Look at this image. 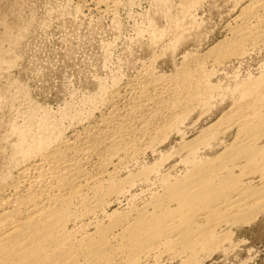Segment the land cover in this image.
<instances>
[{"label":"rangeland","instance_id":"obj_1","mask_svg":"<svg viewBox=\"0 0 264 264\" xmlns=\"http://www.w3.org/2000/svg\"><path fill=\"white\" fill-rule=\"evenodd\" d=\"M170 1L166 0L167 7L161 0H107L102 4L97 0H0V198L9 195L10 184L21 180L23 173L33 174L30 169L40 158L37 149L41 142L51 144L50 151L71 144L77 132H85L90 126V130L99 126L113 131L120 123L125 141L136 138L140 154L111 169L113 184L121 189L119 195H106L105 199L103 193L96 196L90 192L95 197L93 201L90 197V216L81 221L89 225L88 233L95 234L97 226L108 225L118 214L131 217L144 207L151 209L154 199L163 195L162 177H171L170 181L185 177L192 169L187 144L194 143L200 157L214 158L234 142L237 128L229 126L233 113L246 111L242 103L252 101L256 94L249 91V95H243L242 88L264 74V15L259 17L261 20L251 19L250 27L243 29L244 21L239 18L255 0H199L188 10H182L187 0ZM233 29L254 35L244 45L226 43ZM223 42L226 44L218 46ZM188 68H192L190 73ZM258 106L256 109L264 113V107ZM172 111H179L177 124ZM114 113L124 116L123 120L103 124ZM167 123L174 125L173 133L166 130L169 135H156L154 128ZM144 124L149 126L142 129ZM211 124L214 136L199 139L202 130ZM141 138L146 141L139 142ZM259 140L264 144V132ZM90 159V174H95L101 156L93 153ZM235 170L240 174V169ZM246 170L241 179L259 185V176H252L249 167ZM162 208H170L176 217L188 215L187 209H177L174 202ZM8 210L0 209V214ZM222 210H214L210 224L215 225V239L221 244L214 249L207 247V251L198 247L199 254L198 250L192 253L198 254L193 256L195 264H264V211L246 224L232 222ZM201 212L206 210L196 209L192 220L206 225ZM218 214L225 215L224 219ZM176 219L173 217L175 223H180L181 217ZM70 228L79 229V224L72 222ZM171 238L175 239L172 247L160 244L150 251L148 264H182V257L192 255L183 250L178 235Z\"/></svg>","mask_w":264,"mask_h":264},{"label":"bare ground","instance_id":"obj_2","mask_svg":"<svg viewBox=\"0 0 264 264\" xmlns=\"http://www.w3.org/2000/svg\"><path fill=\"white\" fill-rule=\"evenodd\" d=\"M97 1L98 4L107 2V0L106 1L97 0ZM161 1L164 4L162 6L168 7V3L166 2V0H161ZM198 2L199 0H187L185 5L184 4L182 5V10H188V8H192L193 6L197 5ZM262 15H264V0H255L253 3L249 4V6L244 10V12L241 14V17L239 18L244 21L243 29L250 27V22L248 21H252L253 18L262 17ZM256 33L258 34L259 32ZM252 35L254 34L245 35V33L241 29H233L232 36L230 38L231 40H228L226 43L231 44L232 42H239L244 45L249 40V37H251ZM226 43L223 42L218 46L221 45L222 47V45ZM247 46L248 44L245 45V47ZM229 47L230 46H228L227 50H230ZM221 49L219 51H221ZM240 49L243 50L242 48ZM233 50L234 51L236 50V53H238L237 51L238 49L234 48ZM233 50H231V52H233ZM224 51L226 50L224 49ZM216 54H219V52ZM222 54H224V52ZM191 69L192 68H190L188 72ZM260 76H258V79H254V80L252 79V82L249 81L251 83L248 86L242 88L241 92L243 93V95L244 94L249 95L248 94L249 91H253L254 93H256L253 94L254 98H252V95H250L252 101L249 100L247 102L246 100L247 103L245 104L242 103V109L243 106H245L246 111L234 112L233 113L234 119L232 121L228 119V121H230L229 126H232V128L233 127L237 128L236 130L237 136L236 138H234L233 143L227 146L223 152H221L218 156L216 155L214 158H204L202 155L200 157L199 155H197L196 148L194 150L195 147L193 145L194 143H189L187 145L185 144L186 147H189L190 153L189 152L188 153L191 157L190 159L187 158L189 161L188 164H190V166L192 165L191 166L192 169H188L189 170L188 174H186V176L184 175L185 177H183L182 179L180 180L177 179L174 181H170L171 177H162L163 179L161 178L162 180L161 179L159 180L163 182L162 185L163 186L162 190L164 191L162 192L163 195L161 196L159 194L161 197L156 200L154 199V201L149 205L151 209H147L146 207H144L138 212L136 211L135 215L133 216L131 215V217L130 216L127 217L123 215L119 217V214L117 213L118 217L115 218L114 216L115 219L111 220V223H109L108 225L97 226L98 230L97 232L95 231L96 232L95 234L88 233L87 228L89 225L82 222L83 221L82 219L90 216V211H91L90 205H92L90 204V201L91 200L93 201L95 199V197L93 198V196H90V192H92V194L94 193V195L96 196L98 195L101 196L103 193L105 199H106V195L112 196V194L114 195L116 193H118L119 195V190L121 189H119L116 186L117 184L116 185L115 183L113 184L112 178H114L115 176L114 177L111 176L112 175L111 169L113 167L115 168L117 166L119 167L120 165H122L124 160L128 161L133 159V157H135L134 154L136 155L137 153L140 152V150L137 147L138 142L136 141V138H134V140L131 141L129 140L128 142H126L123 137L124 131L122 127H120L121 124L119 123L117 124L119 125L118 126L119 128L116 127L114 130L111 128L113 131H108L107 129L105 130V128L100 129L99 126L94 127L95 125L93 126L94 128L90 130L91 127L90 126L85 130V132L82 133L77 132L75 135V139L71 144L67 143L64 144L62 148H60L61 147L60 146L59 148H55L54 150H50V151L48 150V148H50L48 146L49 143H47L46 145L45 144L46 142L45 143L44 141L41 142L44 144H42L41 146L40 143V147L38 145L40 149L38 147H37L38 149L36 148L38 151H40V153L38 152L39 153L38 156L40 158L38 162L34 163V165L31 166L30 169V171H32L33 174L28 175L27 170L29 169H27L26 170L27 172L22 174L20 178L21 180L10 184L9 195L0 198V209H5V208L9 209L7 213H4L2 215L0 214V264H148L149 258L151 256L150 251L152 249L160 246V244L162 245L165 244V246L167 244L168 246L169 244H171L170 247L173 246L174 244L173 242H175L173 240L175 239L171 240L173 238V237L171 238V236L174 234L179 236L180 238L179 242H181L179 244H183L184 247L183 250L184 249L188 250L189 252H191V254L194 253L196 250H198L197 249L198 247H200L201 249L203 247L204 250H206V248L207 247L209 248L210 246L213 249L214 247H217L216 245L220 243V240L215 239L217 236L214 230L215 225L213 224H212L213 226L210 225L213 219V217L211 216L212 213H214V210L225 209L227 212L224 213L225 212L224 210L222 214H225L226 217L228 218L231 216L230 219L232 220V222L234 221L235 223L242 222L247 224L252 222L254 219H256V217L259 214H261V212L264 211V144H259L260 134L264 132V113L258 111L255 107L260 104L262 105V108L264 107L263 106L264 74L262 73V76L261 77ZM169 87L171 88V86ZM169 87L167 86L166 88ZM181 88H183L182 85L179 89L181 90ZM193 92L195 93L194 90ZM201 93L202 92L200 91V94ZM201 95L204 96V94ZM191 98L189 99L190 103L193 102L191 101L192 100ZM203 98L205 99V96ZM244 99H242L241 97V100ZM183 101H185V99ZM170 103L167 104L169 105ZM174 103L175 102H173V104ZM250 107L252 108L255 107V109L253 108L254 109L253 110ZM235 110L238 111V109ZM186 111L183 112L185 116H186L185 113L188 112ZM173 112L174 111H172V115H173L172 119L174 118L177 124L178 121L177 119L180 118V115L178 116L179 111L176 112L177 114ZM228 116L231 117L230 114ZM123 117H121L119 114L115 115L114 113V116L112 117L110 116L109 118L110 120L108 119L109 122L105 118L107 121L104 119L103 124L105 123L109 124L110 121L114 123L113 122L114 120L122 121ZM182 117L183 115L181 116V118ZM225 118L226 117H224V119ZM224 119L223 121L225 122ZM145 120L146 119H144L143 121ZM170 123L169 124L167 123L168 124L167 126L165 125L163 126L160 124L159 126L156 125L157 127L154 128L156 135L159 133L160 135L161 133L162 135L163 134L166 135V130L168 131L172 130L173 133V128L171 127H173L174 125L173 124L171 125ZM172 123L175 122L172 121ZM148 124L150 123L148 122ZM148 124H144L142 126V129L147 128V126H149ZM211 125L210 127L208 126L206 129L202 130L199 139L202 137L205 138L206 136H210V137L214 136L213 135L214 124L212 126ZM215 125H217V123ZM215 128L216 130L217 128L219 129V127L217 126ZM127 129L129 128H126V131ZM142 132L144 133V130ZM178 133L180 132L178 131ZM153 135L155 137V134ZM167 135H169V133ZM148 136L151 135L148 134ZM163 137L165 138V136ZM157 139H160V137ZM154 140H156V138H154ZM209 140L210 139H207V141ZM144 141H146L145 138L143 141L141 138L139 142H144ZM148 142H152V141H148ZM183 147L186 148L185 146ZM146 148L149 149V147ZM140 149L142 151V148ZM93 153H99V155L101 156V161L96 167L97 169L96 173L90 174V160H91L90 156ZM116 160H118V162H116L115 164ZM248 167L249 169L251 168L253 170L252 176L253 175L259 176L260 179L259 185L255 186L253 184L254 180L252 181V183H249L246 182V179L245 180L241 179L242 176L244 175L243 173L244 170L247 171L246 169ZM235 169H240V174L239 173L237 174ZM238 175L241 176L239 177ZM104 183H107L108 186L104 187L103 186ZM90 197H92L91 200ZM156 197L158 196L156 195ZM168 202L176 203L177 209L188 210L187 216L186 214L185 217H183L184 216L183 214H182L183 216H180L181 217L180 223H175L173 217H175V219L178 218V220L180 217H176L174 215L175 213L171 212L172 210L170 208L169 209L162 208L163 205L165 203L167 204ZM96 203H99V201L95 202L94 204ZM80 205L82 206V208L79 207ZM102 205H100L99 207H101ZM92 209L94 211V208ZM196 209H199L201 211L206 210V212L200 213L202 214L201 218L207 222L206 225H203L201 223L199 224L198 222L192 220V216L195 215ZM177 212L179 211H176V213ZM111 214L116 215V212H113ZM225 215L223 216L225 217ZM218 216L220 215L218 214ZM223 216L221 215L220 218H222ZM215 220L214 222H216ZM72 222L78 223L79 229H73V228L71 229L70 224ZM218 222L219 221L217 220V223ZM221 222L222 221H220V223ZM212 242L215 243L214 246H212L213 244ZM179 244H177V246ZM198 244H201L202 246H198ZM167 249L169 251V248ZM213 249L210 250L213 251ZM184 252L186 253V251ZM184 252L181 251L182 254ZM197 252L199 254V250ZM202 252L204 251L202 250ZM195 254L189 256L186 255V258L182 257L181 258L182 264H195L196 261L194 259L196 258L193 257ZM197 255H195V257Z\"/></svg>","mask_w":264,"mask_h":264}]
</instances>
